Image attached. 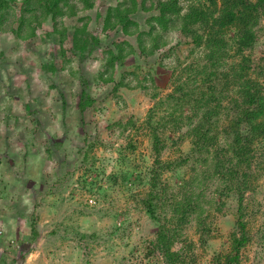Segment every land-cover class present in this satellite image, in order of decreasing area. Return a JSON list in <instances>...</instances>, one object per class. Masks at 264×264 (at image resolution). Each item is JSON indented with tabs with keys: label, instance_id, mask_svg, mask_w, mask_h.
I'll return each mask as SVG.
<instances>
[{
	"label": "rangeland",
	"instance_id": "obj_1",
	"mask_svg": "<svg viewBox=\"0 0 264 264\" xmlns=\"http://www.w3.org/2000/svg\"><path fill=\"white\" fill-rule=\"evenodd\" d=\"M113 1L96 0L94 8L63 17L66 37L61 45L47 34L46 23L35 24L32 36L20 41L11 30L0 34V264H163L151 243L155 225L135 203L145 187L127 191L106 177L129 162L142 171L152 163L143 125L146 114L158 97L168 93L177 62L198 56L200 48L190 33L173 32L170 45H177L168 57L158 62L131 56L122 66L115 63L112 82L95 83V72L101 69L99 55L78 60L69 51V33L74 22L86 20L99 36V49L117 38L134 45L132 38L121 33L108 32L105 37L100 32V15ZM179 2L184 8L186 0ZM145 15H131L141 29ZM252 30L255 40L245 54L252 63H263L264 19L252 24ZM119 78L121 85L113 89ZM80 88H87L93 98L81 114L76 105ZM178 132L164 134L159 159H173L185 152L187 141ZM128 142L133 150L123 149ZM119 155L127 160L121 163ZM88 168L96 175L87 172ZM191 173L187 165L165 172L161 180L179 184ZM257 173L254 189L244 192L251 242L241 250V264H264V252L256 242L258 229L264 226V171ZM217 183L193 176L191 188L201 189L204 196L195 214L210 227V237L203 247L197 221L186 224L183 234L192 245L183 264H207L214 251L225 247L233 203L223 198L217 209ZM220 197H224L222 192ZM30 219L37 231L33 240L27 236ZM66 223L84 237L65 230ZM113 225L123 229L110 232ZM91 233L92 237L85 236Z\"/></svg>",
	"mask_w": 264,
	"mask_h": 264
},
{
	"label": "trees",
	"instance_id": "obj_2",
	"mask_svg": "<svg viewBox=\"0 0 264 264\" xmlns=\"http://www.w3.org/2000/svg\"><path fill=\"white\" fill-rule=\"evenodd\" d=\"M95 3L96 0H0V34L11 30L20 41L32 36L35 24L46 23L47 34L61 45L66 37L62 18L94 8ZM182 7L179 0H114L100 15V32L105 37L108 32L121 33L132 38L134 45L117 38L99 49V36L84 20L71 27L69 51L78 60L97 53L101 69L95 72L93 81L112 82L115 63L122 66L135 55L159 62L177 45H170V33H190L193 43L200 48L199 55L187 62H177L168 93L151 105L143 123L152 163L142 171L129 162L106 178L127 191L145 187L135 203L155 225L151 243L163 264L184 263L192 243L184 237L183 230L192 219L197 221L201 245L206 246L210 227L195 214L204 196L201 189L191 188L192 179L198 176L202 182L216 180L217 209L223 198L233 203L232 227L224 249L214 251L207 264H241V250L251 242L244 192L254 189L257 170L264 171V62L252 63L245 54L255 40L252 24L264 19V0H186ZM141 12L146 13L142 20L144 29L131 18ZM51 67L49 63L48 68ZM80 83L82 87L87 85L83 79ZM121 83L119 78L113 89ZM92 99L87 88H80L76 104L79 114L90 106ZM178 130L180 138L187 141L185 152L173 159H159L165 146L162 137ZM123 149L133 150V144L128 142ZM82 156L84 161L88 159L86 150ZM119 156L121 163L127 160V156ZM187 165L192 173L179 184L161 180L165 172ZM197 166L201 168L196 171ZM94 171L87 169L89 173ZM88 184L90 188L91 183ZM221 192L224 197H220ZM31 220L28 240L37 236ZM64 225L65 230L84 237L76 232L77 227ZM121 228L113 225L110 232ZM85 236L92 237L93 233ZM257 237V248L263 253L264 226L258 229Z\"/></svg>",
	"mask_w": 264,
	"mask_h": 264
},
{
	"label": "built area",
	"instance_id": "obj_3",
	"mask_svg": "<svg viewBox=\"0 0 264 264\" xmlns=\"http://www.w3.org/2000/svg\"><path fill=\"white\" fill-rule=\"evenodd\" d=\"M3 235V231L0 229V236ZM10 243H12V240H10ZM15 244L11 246V249L14 251L15 250Z\"/></svg>",
	"mask_w": 264,
	"mask_h": 264
},
{
	"label": "crops",
	"instance_id": "obj_4",
	"mask_svg": "<svg viewBox=\"0 0 264 264\" xmlns=\"http://www.w3.org/2000/svg\"><path fill=\"white\" fill-rule=\"evenodd\" d=\"M14 227H15V224H14ZM11 229V228H10ZM17 254V253H16ZM18 255V254H17ZM21 258V257H20Z\"/></svg>",
	"mask_w": 264,
	"mask_h": 264
}]
</instances>
